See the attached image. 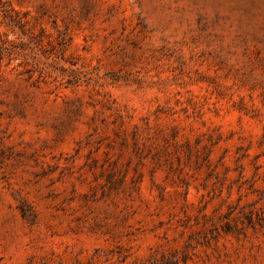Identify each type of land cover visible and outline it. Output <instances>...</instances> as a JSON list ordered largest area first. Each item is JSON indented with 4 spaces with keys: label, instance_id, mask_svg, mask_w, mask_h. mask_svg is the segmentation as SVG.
I'll use <instances>...</instances> for the list:
<instances>
[{
    "label": "rangeland",
    "instance_id": "374dc122",
    "mask_svg": "<svg viewBox=\"0 0 264 264\" xmlns=\"http://www.w3.org/2000/svg\"><path fill=\"white\" fill-rule=\"evenodd\" d=\"M0 264H264V0H2Z\"/></svg>",
    "mask_w": 264,
    "mask_h": 264
},
{
    "label": "trees",
    "instance_id": "16d2710c",
    "mask_svg": "<svg viewBox=\"0 0 264 264\" xmlns=\"http://www.w3.org/2000/svg\"><path fill=\"white\" fill-rule=\"evenodd\" d=\"M6 2H2V0H0V6H2L3 7V9H5L6 8Z\"/></svg>",
    "mask_w": 264,
    "mask_h": 264
}]
</instances>
